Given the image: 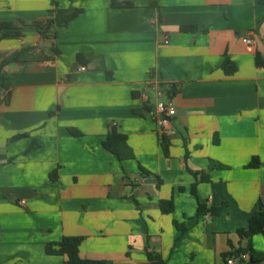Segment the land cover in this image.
I'll return each mask as SVG.
<instances>
[{"label": "crops", "instance_id": "crops-1", "mask_svg": "<svg viewBox=\"0 0 264 264\" xmlns=\"http://www.w3.org/2000/svg\"><path fill=\"white\" fill-rule=\"evenodd\" d=\"M118 1L132 6L0 0V23L23 34L0 40L10 62L0 85V264H63L46 246L66 236L82 238V258L109 264H150L155 253L165 264H227L224 254L237 259L248 245L239 229L264 202V0ZM55 8L82 12L45 39L29 25ZM166 99L177 112L169 156L150 115ZM112 123L133 159L103 146ZM200 204L218 212L200 214ZM251 243L264 253V234Z\"/></svg>", "mask_w": 264, "mask_h": 264}, {"label": "trees", "instance_id": "trees-1", "mask_svg": "<svg viewBox=\"0 0 264 264\" xmlns=\"http://www.w3.org/2000/svg\"><path fill=\"white\" fill-rule=\"evenodd\" d=\"M111 5L113 7H131V2H120L118 0H111ZM53 16L45 21H33L29 27L35 28L37 33L41 35V37L45 39H54L57 37L58 30L64 27H67L69 22L75 19L82 10L74 9H60L55 8L51 10ZM183 31H194L197 30V27L189 26V27H182ZM0 31H2V36H0V40L6 37H15L19 38L22 34V29L15 26L12 22H2L0 23ZM56 54L60 53L58 48H53ZM17 58H15L16 60ZM80 64H87V60L83 58V56H78ZM10 62L5 61L2 59L0 53V85L4 86V82L6 77L2 72L3 68L8 65ZM258 64H262L261 61L258 59ZM223 69L226 75H233L236 70L237 66L230 60L226 59L223 64ZM166 91L170 93V96L177 93L176 86L169 85L166 87ZM137 94L135 93L134 96ZM147 107H144V110H147ZM144 110H139L138 113H143ZM72 133H77L75 130L71 129ZM127 135L120 131V127L118 124L112 123L109 125V129L107 132L106 137L103 140V146L108 151L112 152L113 154L117 155L120 160H129L133 159L134 153L131 147L128 144ZM170 139L167 135H163L161 139V146L163 148V152L165 156L170 155ZM36 145H33V147ZM260 161L258 158H253V160L248 165L249 167H259ZM212 168L222 169L225 168L224 165L218 162H211ZM147 173V172H145ZM198 177V174H196ZM210 178L208 175L199 176V180L202 182L208 181ZM161 210L163 213H171L174 208V204L172 200H162L160 203ZM206 212L216 213L218 212L215 208H206L202 204L199 205V213L205 214ZM239 234L242 237L248 239V245L246 248H240L236 250L232 256L236 257L237 259L240 258L242 254H248L249 260L246 264H255L262 260H264V253L256 251L251 243V239L257 234H264V202H260L258 210L254 213V215L250 218L248 225L246 228L239 229ZM82 238L81 237H64L58 243H49L46 246V252L50 255H61L65 257L63 264H109L106 261L102 260H93V259H85L81 257L80 253V246H81ZM231 254H224L226 262L228 261V257ZM149 262L150 264H165V261L159 254H149Z\"/></svg>", "mask_w": 264, "mask_h": 264}, {"label": "built area", "instance_id": "built-area-1", "mask_svg": "<svg viewBox=\"0 0 264 264\" xmlns=\"http://www.w3.org/2000/svg\"><path fill=\"white\" fill-rule=\"evenodd\" d=\"M165 44L169 43L168 36L163 38ZM243 42L250 48L253 44L251 37L243 38ZM80 70L85 71L86 67L82 66ZM160 92V88H157ZM176 107L172 99H166L164 101H158L154 110L150 111L151 117L155 120L158 127L161 129L162 135H167L172 131V120L176 115ZM26 200H22L20 204L24 205ZM249 260L248 254H242L239 259L229 258L227 264H235L236 261L246 263Z\"/></svg>", "mask_w": 264, "mask_h": 264}, {"label": "water", "instance_id": "water-1", "mask_svg": "<svg viewBox=\"0 0 264 264\" xmlns=\"http://www.w3.org/2000/svg\"><path fill=\"white\" fill-rule=\"evenodd\" d=\"M255 264H264V260L258 262V263H255Z\"/></svg>", "mask_w": 264, "mask_h": 264}]
</instances>
